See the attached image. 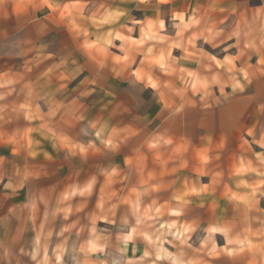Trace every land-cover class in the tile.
I'll return each mask as SVG.
<instances>
[{"label":"crops","instance_id":"obj_1","mask_svg":"<svg viewBox=\"0 0 264 264\" xmlns=\"http://www.w3.org/2000/svg\"><path fill=\"white\" fill-rule=\"evenodd\" d=\"M149 1L172 4L168 19ZM242 11L264 13V0H0V168L22 143L31 163L49 160L47 176L59 170L60 188L34 180L33 206L41 188L66 191L61 207L85 191L96 207L103 192L116 210L93 244L110 254L127 208L122 264H264V234L178 230L187 244L157 258V231L154 243L129 232L142 228L137 205L262 206L264 28L237 46Z\"/></svg>","mask_w":264,"mask_h":264},{"label":"rangeland","instance_id":"obj_2","mask_svg":"<svg viewBox=\"0 0 264 264\" xmlns=\"http://www.w3.org/2000/svg\"><path fill=\"white\" fill-rule=\"evenodd\" d=\"M241 1L245 4H254L258 0ZM131 4L133 15L140 16V10L134 9L137 3L132 2ZM169 5L172 4L164 3V5L155 6L151 1L148 4L142 3L149 13L158 9L159 13L167 19ZM254 28L255 31L258 28H264V13L246 14V11H242V14L235 19L232 32L236 36V45L249 46L250 50L252 46L248 40L255 32ZM236 84L241 87L237 79L233 81L231 87ZM228 97H230L229 94L221 96L222 99ZM166 100L170 103V100ZM213 101H219V99L214 97ZM169 107L172 108L170 105ZM247 117L249 116H245V119ZM23 147L24 144L20 143L19 148L14 150L15 157L12 159L7 156L9 160L5 159L4 168H0V264H99L102 259L101 264H105L104 259L107 258L111 259L110 264H122L123 257L119 254L118 241L121 238L130 237L129 233H126L127 225L123 223L127 222L128 214L126 215L125 211L128 209L118 208L120 211L118 220L122 222L120 226L115 227V232H113L116 234L117 245L114 253L110 254L109 251H104L103 245L98 247L93 244V242H98L94 234L97 230L105 234L109 233L110 230L106 229L105 224H97L96 221L99 218L111 220L116 207L99 205L103 201V192H100L99 204L96 207L92 205L91 194L86 191L82 198L74 200L72 206H67L66 191L58 189L52 196L51 189L44 191L42 188L36 192L38 205H31L29 202L34 200V191L30 189V186H34V180L37 184L46 183L50 186L51 179H54V186L60 188V173L57 170L56 175L47 176L46 172L49 174L50 170L49 160L46 165L43 158L33 159L32 163L35 161V168L30 167L32 158H29L27 148L23 149ZM57 162L58 159L55 160V163ZM29 179H31L30 182ZM60 203L66 204L61 207ZM261 205L259 208L245 207L240 210L236 207L219 206L204 208L203 206L184 207L182 205L176 207H139L137 205L130 209L138 214L135 225H141L142 228H134L129 232L134 236L143 234L146 241L154 243L156 239L152 234L157 231L159 247L156 244L153 245L157 253L156 257L161 258L163 254L168 257L167 249L181 248L187 244L185 238H178L179 236L176 235L178 230V234H187V232L189 234L191 232L194 234H264V201ZM183 211H189L194 216L190 221L183 220L179 224L177 214ZM253 211H259L263 215L260 222ZM156 217H159L158 224L155 222ZM201 242L203 245L205 239ZM99 251H103L102 259H97L94 254Z\"/></svg>","mask_w":264,"mask_h":264}]
</instances>
